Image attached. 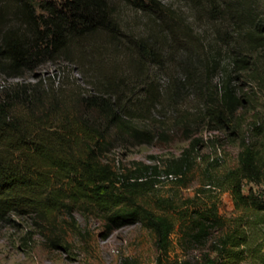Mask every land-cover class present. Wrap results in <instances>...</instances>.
<instances>
[{
    "label": "trees",
    "instance_id": "16d2710c",
    "mask_svg": "<svg viewBox=\"0 0 264 264\" xmlns=\"http://www.w3.org/2000/svg\"><path fill=\"white\" fill-rule=\"evenodd\" d=\"M118 1L146 16L144 31H134L138 18L124 20ZM118 1L1 0L0 217L27 209L51 225L53 215H71L82 204L104 216L107 233L144 224L155 234L160 255L168 254L176 228L189 244L206 246L215 230L228 226L209 244L217 257L203 253L199 264H241L248 258L264 264V249L242 219L229 224L215 204L181 210L166 202L176 215L165 207L150 208L136 196L153 180L140 179L160 171L137 163L123 173L103 161L113 130L142 144L168 140L169 125L189 129L197 119L184 101L192 95L208 98L203 120L215 123L213 129L236 125L247 101L234 73L246 72L251 82L264 85V0H178L190 9L191 22L181 14L177 18L171 4ZM45 63L69 64L89 88H71L66 72L57 85L50 77L26 81ZM219 73L221 90L212 83ZM164 75L168 80L162 84ZM13 78L23 80L11 83ZM208 82L213 87L207 92L202 87ZM143 121L149 122L142 126ZM253 130L258 133L252 141L240 136L238 165L223 180L237 210L261 213L264 201L252 188L244 190L245 181L264 176V127L255 124ZM199 140L165 171L168 175L191 167ZM65 181L69 185L63 186ZM60 242L53 238L55 245Z\"/></svg>",
    "mask_w": 264,
    "mask_h": 264
},
{
    "label": "rangeland",
    "instance_id": "374dc122",
    "mask_svg": "<svg viewBox=\"0 0 264 264\" xmlns=\"http://www.w3.org/2000/svg\"><path fill=\"white\" fill-rule=\"evenodd\" d=\"M38 1L61 5L67 0ZM157 1L165 5L171 4L176 8L175 14L178 12L177 18L181 14L185 20L191 22V11L184 2ZM117 3L123 6L121 12L125 21L131 23L133 17L139 19L140 23L135 25L134 31L137 33L139 30L144 31L146 16L140 12L136 13L133 10L134 6L126 7L123 1ZM164 20H169V17L165 15ZM225 59L228 60L227 57ZM64 72L69 73L66 80L68 79L71 88H89L82 81L81 75L67 63H45L24 78L26 81L36 82L38 77L46 79L50 77L57 85ZM223 78L224 75L219 73L212 82L218 85V90H221ZM234 78L237 89L245 95L247 101L239 112L236 125L213 129L216 127L215 123L203 120L204 105L208 98L198 99L192 95L184 101V106L190 110L191 117L197 119L189 129L183 126L173 128L169 125L168 140L157 137L152 143L142 144L117 136L116 130H113L110 133L113 142L103 161L123 173L134 169L137 163L156 167L160 174L149 173L140 179L142 181L151 179L153 184L150 189L136 196L139 202L150 208L165 207L164 209L169 210L172 208H169L166 202L181 207V210L187 209V206L196 205L202 208L206 204H215L218 215L229 224L238 219L245 221L244 226L251 238H255V243H259L264 249V212L257 213L254 208L246 211L237 210L233 196L223 180V175L238 165L240 136L247 135V140L252 141L254 133H258L253 130V126L257 124L264 127V85L251 82L246 72L234 73ZM74 79L78 81L73 82ZM160 79L164 84L168 77L164 75ZM21 80L23 78H13L10 82ZM211 87L212 84L208 82L204 83L202 88L208 92ZM148 122L143 121L140 124L143 126ZM149 126L152 128L153 121ZM194 139L200 140L196 150L191 153V167L185 173L172 174L173 179L169 178L165 171L182 157L184 150ZM67 183L65 181L63 186L69 185ZM250 188L259 200L264 201V176L260 182L245 181V193ZM171 212L176 215L174 211ZM258 220L262 222L258 223ZM50 223L51 225H48L41 221L27 209L12 211L0 217V264H157L159 257L162 264H199L203 253L209 252L211 257H217V253L210 249L209 244L214 242V237L221 236L228 227L215 230L206 246L189 244L183 240L182 234L176 228L171 235L168 254L160 255L155 244V234L147 226L136 222L107 233L104 216L90 206L80 204L71 215L66 211L56 213ZM53 238H58L61 242L55 245ZM252 260L248 258L241 264H254Z\"/></svg>",
    "mask_w": 264,
    "mask_h": 264
},
{
    "label": "built area",
    "instance_id": "2783aa9c",
    "mask_svg": "<svg viewBox=\"0 0 264 264\" xmlns=\"http://www.w3.org/2000/svg\"><path fill=\"white\" fill-rule=\"evenodd\" d=\"M168 176H169V178L173 179V175H172V174H170V175H168Z\"/></svg>",
    "mask_w": 264,
    "mask_h": 264
}]
</instances>
